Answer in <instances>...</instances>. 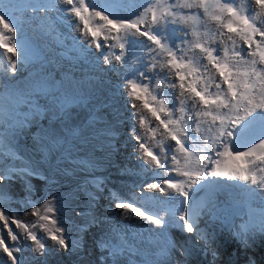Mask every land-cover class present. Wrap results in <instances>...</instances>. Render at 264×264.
Wrapping results in <instances>:
<instances>
[{"label":"clouds","instance_id":"9594fccd","mask_svg":"<svg viewBox=\"0 0 264 264\" xmlns=\"http://www.w3.org/2000/svg\"><path fill=\"white\" fill-rule=\"evenodd\" d=\"M124 1L74 0L67 6L64 3L71 0H0V75L4 79H0V154L18 156L24 135L37 159L47 162L49 172L47 179L39 176L33 184L30 194L38 203L28 204L33 208L28 215L17 205L24 195L14 201L2 196L0 208L8 224L0 220V239L17 256L18 264H118L117 252L121 264H264V241L256 249L254 235L257 221L264 223V0H251L248 15L228 0H197L206 10L198 13L196 25L190 22L197 16L182 18L171 40L158 43L162 55L153 70L159 73L152 70V80L150 76L138 86L139 94L134 93L132 76L120 73L118 51L108 46L122 29L114 25L106 36L101 30V21L107 17L119 24L138 22L128 29L142 31L145 25L132 16L146 11L138 7L145 0H128L127 5ZM218 4L225 5L226 15L218 12ZM211 19L223 30L207 34L211 23H206ZM28 28L39 34L34 42L27 41ZM60 28L65 51H59ZM97 29L100 34L93 36ZM223 34L235 42L230 51H215ZM166 57L170 70L165 68ZM91 63L98 67L88 70ZM93 70L105 74L109 83L94 82ZM167 72L172 73L173 101H166L162 113L153 118L157 127L151 122L144 128L143 117L153 105L145 99L160 93L155 87ZM162 83L164 92L168 91ZM261 89L262 108L253 111ZM90 97L96 103L89 101L88 110L81 111V104ZM141 107L147 110L144 116ZM116 137L125 145L128 158L123 170L115 167ZM226 150L231 153L228 166L218 169V157ZM52 158L59 160L53 172ZM84 169L91 183L74 172ZM4 182L0 176V184ZM168 182L178 187H169ZM152 184L163 191L152 189ZM53 192L58 195L59 223L78 231L72 234L79 245L75 258L60 256L46 222L34 213L38 208L40 216L54 218V213L46 211L48 206L56 209ZM122 203L143 214L122 209ZM79 205L90 209L86 224L79 220L86 214L76 211ZM30 216L37 238L45 245L43 255L22 227L12 233L16 240L6 238L16 221L29 227L24 219ZM100 236L105 243L98 247L105 254L92 244L94 237L100 243ZM86 237L91 243L83 242ZM51 253L58 257L56 261ZM0 264H12L11 257L0 254Z\"/></svg>","mask_w":264,"mask_h":264},{"label":"bare ground","instance_id":"6f19581e","mask_svg":"<svg viewBox=\"0 0 264 264\" xmlns=\"http://www.w3.org/2000/svg\"><path fill=\"white\" fill-rule=\"evenodd\" d=\"M84 2L85 0H78ZM235 1H237L238 5H236ZM197 0H145L142 3L138 4V7L141 9L142 7L147 8L146 11L142 14H135L132 16L133 19L141 22L143 27L140 33L134 32L128 28H124L121 32L115 34L116 42L109 44L108 46H114L115 50L118 51L119 57V65H120V73L127 72L128 75L132 76V80L137 86L142 85L144 82L148 81L151 76L152 70L158 64L162 51L158 47L159 42L168 43L171 40V34L173 30L178 27L181 23L182 18L192 14L193 16H197L199 12H201V7L198 5ZM74 0H71L70 3H64L67 6L73 5ZM228 3L232 4L234 8L240 9L244 14L248 15L251 12V0H228ZM198 5V6H191ZM125 9L123 8V11ZM221 15H226L225 12H220ZM258 14L262 15L263 11L258 12ZM68 17L69 14L66 13ZM72 19H76L72 17ZM116 22L114 19H108ZM192 21V20H191ZM40 22H36L39 25ZM101 30L102 33L106 36L112 29L114 25L108 24L104 19L101 21ZM148 31V32H147ZM61 28L59 31V51H65L66 48L62 46V42L60 39ZM210 33H218L217 25L212 22L210 26H208L207 34ZM27 41L34 42L39 38V34L33 28H28L26 30ZM153 37V40L150 41ZM235 42V39L230 38L227 40L226 35L223 34V37L218 41V47L215 48V51H220L222 49H226L228 51L231 50V43ZM123 45V47H121ZM111 51V50H110ZM105 55L113 57V55H109L108 51H105ZM176 56H178L176 54ZM1 61V60H0ZM232 61V58H230ZM95 67H98L97 64L91 63L88 66V70H91ZM98 70H93L91 73V78L94 82L103 81L105 84H108L109 81L104 78V75L98 74ZM124 77V75H122ZM168 78V79H165ZM0 79L4 81L3 76L0 75ZM172 79V73L166 74V76H162L160 81L162 80L167 84L168 91L163 93H157L155 95L152 109L146 112V115L143 117L144 128L145 125L150 124L153 118L162 113L165 108L166 101H173L174 87L170 88ZM152 80V78H151ZM126 80H122V84L125 87V92L128 96L132 95L131 88L126 86ZM158 83V82H157ZM170 95V96H169ZM263 90L261 89L258 92L256 99L254 100V106L251 108L253 111H259L262 108L263 104ZM89 101L96 103L94 97H90L86 99L80 106L81 111H87L89 107ZM50 106V104H47ZM59 110L64 112L62 105L58 107ZM116 117H119V113L116 114ZM187 120V119H186ZM190 121V120H189ZM254 138V137H253ZM19 148L21 149V153L18 156H5L0 154V176H4L5 182L0 184V200L2 196H5L10 199V201L16 200L20 195L26 196V202L29 205H34L38 203V198L34 195H31V191L33 189V184L36 182V179L41 176L43 179H47L49 177V172L47 169V162H40L37 159L36 151L31 149L30 142L23 135L21 141L19 142ZM116 152V163L115 167L119 170H123L125 165L128 162V158L126 156L125 145L119 137H116V140L113 143ZM247 148V147H245ZM230 160L229 156L224 154L218 157V169H222L228 166V161ZM103 163H107L104 158ZM80 166L84 167L85 165L79 161ZM50 168L52 172L54 170H58L59 168V160L58 158H52L50 160ZM84 175L85 183H91L92 178L86 170L82 171ZM48 181V180H46ZM45 181V182H46ZM44 183V182H43ZM52 196L57 197L56 201V209L54 212V218L56 220V226L59 224V205H58V195L53 192ZM33 215V214H32ZM30 226L28 229L35 234H37V228L35 226L34 217H27L25 220ZM77 221V220H76ZM138 224L147 225L142 220H137ZM258 228L255 232V240H256V249H260V240L264 241V223L261 221H257ZM91 232L97 234V230L91 228ZM139 232V230H136ZM253 235V234H252ZM254 237V236H253ZM97 238V237H96ZM91 243V240L87 237L85 241ZM104 237L100 236V244H104ZM93 244V243H92ZM52 250V249H51ZM241 253V251H240ZM239 253V254H240ZM250 253V252H248ZM94 254H98L94 249ZM253 256H255L252 253ZM239 257H242L240 255ZM258 258V257H257ZM120 257H116V261L118 264H121ZM246 259V258H245ZM259 259V258H258ZM123 261V260H122ZM261 262V261H259ZM105 264V263H101Z\"/></svg>","mask_w":264,"mask_h":264},{"label":"snow or ice","instance_id":"6c2138e0","mask_svg":"<svg viewBox=\"0 0 264 264\" xmlns=\"http://www.w3.org/2000/svg\"><path fill=\"white\" fill-rule=\"evenodd\" d=\"M229 11H231V9H229ZM97 15H101L102 16V14H100V13H98ZM103 18L107 21L108 24L115 25L118 29H124V28H129V27H136V24L138 23V22H134V23H132L130 25L129 24H119L117 22H114V21H111V20H107V17H103ZM140 22H142V21H140ZM5 27H9V25L5 24ZM99 34H100L99 29L92 31V35L93 36H96V35H99ZM5 46L7 47V45H5ZM121 47H123V45H121ZM9 51H13L14 52L15 49L14 48H9ZM132 87H133L134 93L135 94H138L139 91H140L139 88H138V86H136L135 84H133ZM230 154L231 153H230L229 150H226L225 153H224V155H226V156H228ZM149 155L151 156L152 153L149 152ZM242 176H243V174H242ZM244 178L246 179L247 176H244ZM168 184H169V187H172V188L178 187L177 185L173 184L172 182H168ZM150 187L152 189H159L160 191H163V189L160 188V186L158 184H152V185H150ZM120 207L122 209H124V210H127V211L130 210V211L134 212L137 215H142L143 214V211H141L139 208H136L133 205L128 204V203H122L120 205ZM46 211L48 213H54L55 212V209L53 207H51V206H48L46 208ZM34 213L37 216H39L43 221L46 222L45 227H46V230L48 231V234L50 236V239L52 241L58 243L63 248L68 247L67 241L64 239V236H63L62 231L56 226V223L57 222H56L55 219H53V216L52 215H43V216H40V209H38V208L37 209H34ZM0 220H3L5 225L8 224V216L6 215V213H5V211H4L3 208H0ZM16 224H17L18 227L24 228V230L27 233V235L30 237V239L32 241L35 242V245L37 246L35 250L37 252H39L41 255H43L45 245L37 238V235L34 232L30 231L28 229V226L27 225L20 224L19 221H16ZM48 225H50V227H48ZM190 230H191V227H190ZM9 231H11V229H9ZM11 239L12 240H16L17 239V236L13 235L11 237ZM0 247H3V251L5 253H7V255L9 257H11L12 264H18L17 256L14 255L13 252L9 250V247L5 244V241L3 239H0ZM15 252L16 253L20 252V249L19 248H16L15 249Z\"/></svg>","mask_w":264,"mask_h":264},{"label":"rangeland","instance_id":"374dc122","mask_svg":"<svg viewBox=\"0 0 264 264\" xmlns=\"http://www.w3.org/2000/svg\"><path fill=\"white\" fill-rule=\"evenodd\" d=\"M79 2H80V1H78V3H79ZM127 3H128V0H125V1H124V4L127 5ZM197 3H198V5L201 4L200 1H198ZM221 6H222V7H221ZM218 7H219V8H218V12H219V13H220V12H223V11L226 12V10H225V5H220V4H218ZM201 10H202V12H204V11L206 10V8H202V6H201ZM197 19H198V16L195 17V18H193V19H192L193 22H190V25H191V26H192V25H196V24H197ZM212 22H214L213 19L209 20V21L206 23V26H207L208 24L212 23ZM121 24H123V21H122ZM209 26H210V25H209ZM217 26H218V28H219L220 30H223V26H222L221 24H217ZM204 28H206V27H204ZM192 33H193V32H191L190 35H192ZM190 46H191V47H194L193 43H192ZM169 61H170V59L166 57L165 68H166L167 70H170V68H169V64H168ZM158 73H159L158 69H155V70H153V72H152V74H157V75H158ZM151 78H152V76H151ZM157 79H159V77H158ZM155 88H158L159 92H160V93H163L164 90L166 89V85L163 84V83L161 82V84H160V85H157ZM139 90H140L139 93H142V90H141V89H139ZM139 93H138V94H139ZM153 100H154V93H152V94H148V95H147V98L145 99V102H149L150 104H152ZM195 100H196V99H195ZM141 110H142V115H144V113L147 111L144 107H141ZM173 110L177 111L176 109H173ZM151 126H152V127H157V126H158V125H157V122H155V121L153 120ZM74 172H75V174H82V171H80V170H78V171H74ZM35 188H37V187H35ZM35 194H36V193H35ZM17 205H18V207L23 211V213H25L26 215H28V214L30 213V209H33L31 206H29V205L26 203V196H25V198H23V197H19V198L17 199ZM76 211H77V212H81V211L84 212V211H86V214H85L84 216H82V217L79 218V220H80L81 223L86 224L87 222L90 221L91 212H90L89 207L84 206V205H79V206L76 208ZM22 218H23V217H21V219H22ZM24 220H26V219H24ZM23 224H24V223H23ZM24 225H25V224H24ZM58 228H63V229L65 230L63 235H64V239L67 241V244H68V247H67V248H68V251H64L63 247L60 246V245H59L58 243H56V242L53 243L54 246H55V249L57 248V249L59 250V253H61L60 256H62V257H71V258H75V256L78 255V253H77V247H78L79 245H78L77 241H76V242H73V239H74V238H73L72 234H73V233H74V234H77L78 231L75 230L76 228H74V227H72V226H70V225H68L67 227H63V226L61 225V223H59V227H58ZM10 229H11V231H8V232H7L6 238H8L10 242H13V240L11 239V237H12V233H13L14 231L20 230L21 227H18L17 224L15 223L14 226H11V227H10ZM23 229H24V228H23ZM67 233H68V235H66ZM96 241H97V240H96V238L94 237V238L92 239V242H93V244L95 243V248H96L101 254H105V250H100L99 247H98L100 243H99V242H96ZM4 253H5V252L3 251V247H2V251H0V254H1L2 256H4ZM116 255H117V257H120V254H118V252L116 253ZM49 256H50V258H51L53 261H56L57 258H58V257L54 256L53 253L49 254ZM135 259H136V260H140L141 258L138 257V256H136Z\"/></svg>","mask_w":264,"mask_h":264}]
</instances>
